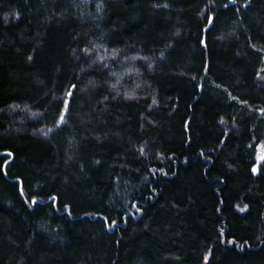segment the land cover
Here are the masks:
<instances>
[{
    "label": "trees",
    "instance_id": "1",
    "mask_svg": "<svg viewBox=\"0 0 264 264\" xmlns=\"http://www.w3.org/2000/svg\"><path fill=\"white\" fill-rule=\"evenodd\" d=\"M263 143L264 0H0V264H264Z\"/></svg>",
    "mask_w": 264,
    "mask_h": 264
},
{
    "label": "rangeland",
    "instance_id": "2",
    "mask_svg": "<svg viewBox=\"0 0 264 264\" xmlns=\"http://www.w3.org/2000/svg\"><path fill=\"white\" fill-rule=\"evenodd\" d=\"M264 157V143L258 145V153H257V158L261 160Z\"/></svg>",
    "mask_w": 264,
    "mask_h": 264
},
{
    "label": "snow or ice",
    "instance_id": "3",
    "mask_svg": "<svg viewBox=\"0 0 264 264\" xmlns=\"http://www.w3.org/2000/svg\"><path fill=\"white\" fill-rule=\"evenodd\" d=\"M210 22H211V21H210ZM73 87H75V85H73ZM69 95H72V93L70 92ZM65 107L67 108V105H65ZM60 122H61V123L64 122V116H63V115L60 116ZM254 171H255V169H254ZM22 194H23V193H22ZM32 203L35 204L36 201L33 200ZM112 223H115V221H113Z\"/></svg>",
    "mask_w": 264,
    "mask_h": 264
}]
</instances>
